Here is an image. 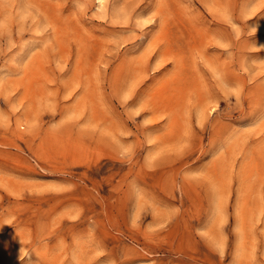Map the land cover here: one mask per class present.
I'll return each instance as SVG.
<instances>
[{
    "label": "rangeland",
    "instance_id": "374dc122",
    "mask_svg": "<svg viewBox=\"0 0 264 264\" xmlns=\"http://www.w3.org/2000/svg\"><path fill=\"white\" fill-rule=\"evenodd\" d=\"M0 264H264V0H0Z\"/></svg>",
    "mask_w": 264,
    "mask_h": 264
},
{
    "label": "bare ground",
    "instance_id": "6f19581e",
    "mask_svg": "<svg viewBox=\"0 0 264 264\" xmlns=\"http://www.w3.org/2000/svg\"><path fill=\"white\" fill-rule=\"evenodd\" d=\"M101 1V0H100Z\"/></svg>",
    "mask_w": 264,
    "mask_h": 264
}]
</instances>
